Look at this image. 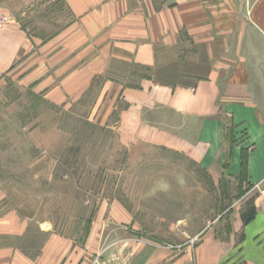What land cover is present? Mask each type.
<instances>
[{
	"label": "crops",
	"instance_id": "crops-1",
	"mask_svg": "<svg viewBox=\"0 0 264 264\" xmlns=\"http://www.w3.org/2000/svg\"><path fill=\"white\" fill-rule=\"evenodd\" d=\"M64 2L73 21L44 43L0 27V90L9 82L57 103L100 78L98 120L115 113L122 144L182 155L214 184L241 176L253 217L242 222L241 204L220 217L228 226L159 244L104 201L81 244L49 235L35 257L0 245V264H89L99 252L104 264H264V0ZM160 47L177 49L174 84L155 78ZM13 217H0V236L15 234Z\"/></svg>",
	"mask_w": 264,
	"mask_h": 264
},
{
	"label": "rangeland",
	"instance_id": "rangeland-1",
	"mask_svg": "<svg viewBox=\"0 0 264 264\" xmlns=\"http://www.w3.org/2000/svg\"><path fill=\"white\" fill-rule=\"evenodd\" d=\"M0 15L36 43L73 21L64 0H0ZM157 52L155 78L176 83L177 49ZM113 70L110 76L121 77V69ZM100 84L99 78L78 98L57 103L9 82L0 90V217L12 213L16 226L0 245L35 257L49 235L81 244L104 201L129 210L140 236L159 244L179 242L185 231L228 226L219 220L241 206L242 177L214 184L182 155L129 149L117 136L115 113L98 120Z\"/></svg>",
	"mask_w": 264,
	"mask_h": 264
},
{
	"label": "built area",
	"instance_id": "built-area-1",
	"mask_svg": "<svg viewBox=\"0 0 264 264\" xmlns=\"http://www.w3.org/2000/svg\"><path fill=\"white\" fill-rule=\"evenodd\" d=\"M7 18L4 16L0 15V26L7 24ZM256 189H258L259 194L264 198V186H256ZM89 264H104L102 261V255L101 254H96L90 261Z\"/></svg>",
	"mask_w": 264,
	"mask_h": 264
},
{
	"label": "trees",
	"instance_id": "trees-1",
	"mask_svg": "<svg viewBox=\"0 0 264 264\" xmlns=\"http://www.w3.org/2000/svg\"><path fill=\"white\" fill-rule=\"evenodd\" d=\"M245 206H247L246 209H244L241 212V219H242L243 223H247L253 217V204H252V202L248 201Z\"/></svg>",
	"mask_w": 264,
	"mask_h": 264
}]
</instances>
